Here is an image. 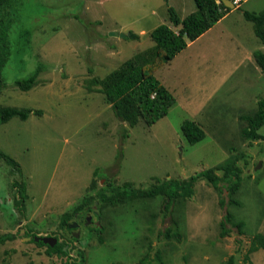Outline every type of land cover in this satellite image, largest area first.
Masks as SVG:
<instances>
[{
  "label": "rangeland",
  "instance_id": "obj_1",
  "mask_svg": "<svg viewBox=\"0 0 264 264\" xmlns=\"http://www.w3.org/2000/svg\"><path fill=\"white\" fill-rule=\"evenodd\" d=\"M168 6L180 17L195 10L193 0H20L15 8H0V20H11L0 105L42 111L0 122V151L21 169L0 158V235L14 236L0 244V264H61L76 251L82 264H225L229 256L233 264H264V248L247 253L251 237L264 233V139L248 144L240 129V117L264 98V74L253 58L263 46L242 10L257 12L264 0L233 7L155 71L175 102L152 125L118 120L90 82L149 51L157 25L178 30ZM130 31L137 37H128ZM37 67L33 87L18 89L14 82ZM186 119L204 129L201 141L189 144L182 135ZM258 133L264 137V124ZM233 157L242 168L234 194L224 182L218 192L204 177L196 179L190 198L176 197L166 211L164 194H139ZM13 180L25 183L23 211ZM121 190L136 197L116 204L102 198ZM230 197L238 204H219ZM226 209L243 222L242 233L227 225L229 234L221 235ZM66 212L74 213L65 226ZM171 225L175 231L167 237ZM34 234L66 240L69 253L47 254L46 244L24 240Z\"/></svg>",
  "mask_w": 264,
  "mask_h": 264
},
{
  "label": "trees",
  "instance_id": "obj_2",
  "mask_svg": "<svg viewBox=\"0 0 264 264\" xmlns=\"http://www.w3.org/2000/svg\"><path fill=\"white\" fill-rule=\"evenodd\" d=\"M20 0H0V8H15ZM195 10L184 17H180L177 11L172 7H167L168 19L173 26L178 27L174 30L167 24H159L149 33L150 39L153 41L151 49L145 53L137 52L129 59L123 61L118 67L110 71L103 78L94 77L91 84L99 86L96 90L103 93L106 103L110 104L114 116L128 123L130 126L136 125L142 121L149 126L163 117L169 107L175 102L174 95L162 84L155 76V71L163 64L169 62L174 56L186 48L188 43L196 40L205 31L210 29L217 23L223 15L231 8L225 6L222 0H193ZM244 0H240L241 3ZM235 5V4H234ZM236 7V6H234ZM243 17L252 22L253 31L264 46V8L254 12L242 10ZM10 19L0 20V91L4 87L1 76L2 67L9 56V40L8 29L10 27ZM130 38H136L137 34L130 31ZM253 58L264 74V50L253 52ZM39 67L28 76L16 80L14 83L20 90H28L37 82ZM91 87V86H90ZM30 114L41 115L40 109L29 107H14L0 105V122H6L12 117H18L21 120L28 118ZM241 119L246 121V125L241 129V135L244 140L250 144L254 141L263 140L264 137L258 133V129L264 124V98L257 100V109L252 114L242 115ZM124 131V127L120 128ZM182 135L189 144H195L205 137V131L201 125L195 120L186 119L180 126ZM0 158L8 161L12 166L21 171L19 164L11 157L0 151ZM232 161L225 165H217L201 171L198 174L190 175L186 179H165L157 184H153L148 188H140V196H154L164 194L165 200L169 199L163 211H166L170 203L176 197L190 198L193 194V185L198 177H204L208 183L220 192L219 183L224 182L231 194L237 192L241 184L242 168ZM220 169L222 174L218 175L214 171ZM214 170V171H212ZM11 187L15 189V202L19 211L24 210V203L27 198L25 183L23 180H13ZM136 197L132 191L121 190L113 196H102L105 202L116 204L124 202L127 198ZM89 198L84 199L86 202ZM220 205L238 204L234 198L224 200L219 198ZM77 206L76 209H79ZM72 213H64L62 215V224L67 225ZM232 213L226 209L220 221L221 235L229 234L227 225L239 229L243 225L242 221L234 222ZM175 222L173 221L172 224ZM175 231L173 225L165 229V235L168 237ZM28 234V231L26 232ZM35 235V234H34ZM12 234L0 235V244L7 240L13 239ZM32 242H35L31 239ZM37 245H45L42 241L35 242ZM47 254L56 253L59 255H67L69 253V245L66 240L57 241L53 246L46 244ZM264 248V233H255L247 248V253ZM8 253V251L6 252ZM247 259V254L245 255ZM83 255L80 251H76L75 256L67 257V260L61 264H82ZM6 261L5 258L3 260ZM233 256H229L225 264H233Z\"/></svg>",
  "mask_w": 264,
  "mask_h": 264
},
{
  "label": "water",
  "instance_id": "obj_3",
  "mask_svg": "<svg viewBox=\"0 0 264 264\" xmlns=\"http://www.w3.org/2000/svg\"><path fill=\"white\" fill-rule=\"evenodd\" d=\"M225 4V6L229 7V8H233L234 7V3L232 2V0H222ZM110 35H118V33L116 32H110ZM120 36H126L127 34L124 33H119ZM261 165L260 162L257 163L256 168H258ZM87 220H89V217L87 218ZM70 227H72L70 225ZM20 232H24V229L21 228ZM77 235V234H76ZM33 239L35 242L37 241H42L44 244H49L50 246H53L56 242H57V238L51 235L48 236H41V235H33L31 236H24V240H30Z\"/></svg>",
  "mask_w": 264,
  "mask_h": 264
},
{
  "label": "crops",
  "instance_id": "obj_4",
  "mask_svg": "<svg viewBox=\"0 0 264 264\" xmlns=\"http://www.w3.org/2000/svg\"><path fill=\"white\" fill-rule=\"evenodd\" d=\"M245 1V0H244ZM243 2V1H242ZM240 3H236L234 6H238ZM232 9V8H231ZM226 14H227V12L223 15V17L221 18L222 20L225 18L224 16H226ZM219 22V21H218ZM217 22V23H218ZM251 22V21H250ZM252 23V22H251ZM215 25V24H214ZM213 25V26H214ZM212 26V27H213ZM211 27V28H212ZM204 34V33H203ZM189 44V43H188ZM263 46V45H262ZM264 49V46H263V48H262V50ZM252 54V53H251ZM257 108H255L252 112H250V114H252L255 110H256ZM244 123H242V127L244 126V125H246V121H243ZM240 129H242V128H240ZM240 186H241V184H240ZM240 186H239V188H238V190H237V192L239 191V189H240Z\"/></svg>",
  "mask_w": 264,
  "mask_h": 264
},
{
  "label": "built area",
  "instance_id": "obj_5",
  "mask_svg": "<svg viewBox=\"0 0 264 264\" xmlns=\"http://www.w3.org/2000/svg\"><path fill=\"white\" fill-rule=\"evenodd\" d=\"M239 1H240V0H234V1H232V2L235 4V3H238Z\"/></svg>",
  "mask_w": 264,
  "mask_h": 264
},
{
  "label": "flooded vegetation",
  "instance_id": "obj_6",
  "mask_svg": "<svg viewBox=\"0 0 264 264\" xmlns=\"http://www.w3.org/2000/svg\"><path fill=\"white\" fill-rule=\"evenodd\" d=\"M51 236H52V235H51ZM54 237H56V238H57V241H59V240H58L59 238H58L57 236H54ZM67 243H68V242H67ZM68 245H70V244L68 243Z\"/></svg>",
  "mask_w": 264,
  "mask_h": 264
}]
</instances>
